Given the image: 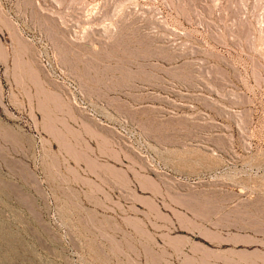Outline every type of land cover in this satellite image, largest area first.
I'll use <instances>...</instances> for the list:
<instances>
[{"label":"rangeland","instance_id":"rangeland-1","mask_svg":"<svg viewBox=\"0 0 264 264\" xmlns=\"http://www.w3.org/2000/svg\"><path fill=\"white\" fill-rule=\"evenodd\" d=\"M0 15V264H264V0Z\"/></svg>","mask_w":264,"mask_h":264},{"label":"crops","instance_id":"crops-1","mask_svg":"<svg viewBox=\"0 0 264 264\" xmlns=\"http://www.w3.org/2000/svg\"><path fill=\"white\" fill-rule=\"evenodd\" d=\"M3 16L0 15V22L2 21V18ZM0 34H1V31H0ZM6 57V50H5V46L2 42V38H1V35H0V60L4 59Z\"/></svg>","mask_w":264,"mask_h":264}]
</instances>
